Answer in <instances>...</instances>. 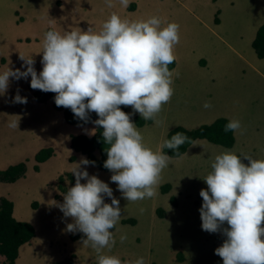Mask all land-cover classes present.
<instances>
[{
  "label": "clouds",
  "instance_id": "9594fccd",
  "mask_svg": "<svg viewBox=\"0 0 264 264\" xmlns=\"http://www.w3.org/2000/svg\"><path fill=\"white\" fill-rule=\"evenodd\" d=\"M130 2L119 0L124 8ZM105 4L115 7L113 0H105ZM179 42L180 25L155 15L129 19L114 11L98 31L92 26L63 33L51 28L42 40V70L37 73L32 56L20 55L23 70L8 66L0 72V95L7 92L10 78L18 81L30 76L32 89L55 93L56 106L71 109L79 120L86 123L89 113L95 112L98 119L92 123L102 128L103 141L109 145L104 167L113 173L111 181L129 202L153 198L161 173L171 162L162 149L178 150L191 143L190 138L176 132L153 150L121 106L161 123L157 116L174 94V70L169 65L176 59ZM12 102L26 104L27 99L17 94ZM203 107L208 109L211 104L205 102ZM8 126L17 128L18 121ZM240 129L236 119L224 127L226 133ZM241 157L231 150L215 156L212 171L203 178L207 188L199 193L201 227L226 237L214 250L223 264H264V159L245 154L246 164ZM89 164L95 162L84 157L76 163L72 170L75 184L58 204L64 217L74 221L66 225L67 231L84 234L83 243L95 249L98 264H145L143 257L122 262L118 256L102 252L115 245L110 230L120 220V202L108 183L81 168ZM105 196L111 198L110 204ZM225 223L227 227H223ZM126 239V235L120 236L121 243Z\"/></svg>",
  "mask_w": 264,
  "mask_h": 264
},
{
  "label": "crops",
  "instance_id": "0c3cea01",
  "mask_svg": "<svg viewBox=\"0 0 264 264\" xmlns=\"http://www.w3.org/2000/svg\"><path fill=\"white\" fill-rule=\"evenodd\" d=\"M113 3L115 7L108 8L105 0H46L42 7L38 9L40 16L31 20L29 27H26V29L23 28L24 20L22 16L18 14L20 7L18 5L8 6V13L10 12L8 27L11 26L12 29L8 28L7 30L11 33L14 28H22L24 31L8 36L4 44L0 46V72L6 70L8 66L12 69H22L23 61L20 55H23L33 57L35 61L34 67L39 73L43 67L41 64L42 53H40L42 40L45 32L52 27L57 28L56 30L61 33L73 29L87 30L89 26L94 27L98 31L102 23L114 11L119 13L122 18L129 19H146L155 15L164 21H174L180 25V42L175 46L176 59L174 66L170 69L174 70L172 85L174 94L170 102L163 105L162 111L157 116L161 123L157 125L153 120L147 121L145 119H143L141 125L135 123L144 137V142L153 150H156L157 147L163 144L167 133L172 128L183 126L187 130L196 129L199 125L196 126L194 120L200 114L194 112V110L191 111V104L188 102L201 103L200 107L202 110L203 102H214V105L205 109L206 115H208L204 122L206 124L200 125H208L217 116H222L227 120H239L249 134L245 119L237 112V105L241 103V100L237 97V92L235 90L232 91L231 100L228 99V91L224 84V75H226L227 68H224L223 71H213L211 67L207 66L210 55L224 58L226 52L236 54L237 42L235 39L232 40L229 36L225 37L223 34L209 31L211 26H219V21L216 20L214 22V19L217 18L216 15L220 14L223 9L224 1L131 0L127 8L122 7L119 0H113ZM213 12L214 16L212 18ZM210 22H212L211 25ZM237 56L239 57V54ZM256 61L254 59V63ZM191 64L199 72H196L194 80L190 84L188 81L184 83L182 90L183 94L187 95V102L180 101V103L184 107V114L191 116L192 123L178 118L176 110H172L171 113L168 111L169 103L179 102L182 74ZM226 66L229 67V64H226ZM261 66L262 64L257 68L251 66L250 70L253 72L254 78L260 77L264 81V69H260ZM177 72L179 73L178 76L175 75ZM221 74L222 77L215 80V77ZM30 78L29 76L26 80L20 79L18 81L10 78L7 92L0 95V169L19 162H23L25 166L24 174L18 179L13 182H0V197H4L11 203V216L16 221L27 222L34 230L33 236L27 242L18 246L16 257L12 264H51L53 261L64 259L66 253L70 250L74 253V259L75 256H83L80 254V250L83 251L89 247V245L81 242L86 239L83 233L76 240L69 239V235L73 233L67 231L66 225L74 222L71 217H67L64 225L59 226L64 214L58 204L63 203V196L56 192L55 184L58 174L63 172L70 173L75 179L72 170L82 157L86 158L84 154L70 147V136L83 135L90 137L93 135L92 132L95 131V126L92 122L82 124L67 123L64 120L62 110L53 108V98H47L44 101L33 100L32 91L27 87V82ZM236 78H239V76L237 75ZM17 94L25 97L27 103H13L12 98ZM217 99H222L221 102L224 103L228 100L235 101V104L224 106L223 109H220L215 105ZM226 108L234 113L229 110L224 111ZM125 112L131 114L130 118L133 122L135 117H141L138 112H133L130 106L126 107ZM93 114L95 112L89 113V115ZM13 120L18 121L17 128L8 126ZM180 120H184L183 123ZM233 137L234 142L231 147L235 148L236 154L239 155L237 152L247 147L246 141L249 136L238 130L233 132ZM204 140V138H196L186 148L184 153L177 157H171L169 166L163 169L161 173L158 194L155 197L135 202H129L122 196L117 184L110 179V170H99L90 164L81 165V168H86L89 175H97L102 181L108 183L113 190V196L120 202V220L110 230L114 238L117 235H124L123 231L127 227L136 225V223L134 225L122 223L121 220L131 216L137 218L136 214L143 212L141 210L144 209V205H148V210L151 212L149 220L156 215L165 227H168L169 222L165 219H169L177 213L183 215V211L177 209L178 197H184L183 200L189 206L196 208L197 202L201 200L198 197L200 188L199 185L190 186L194 184L193 178L199 175L201 171L200 167L203 161L200 156L191 158L195 166L188 172V177L185 176L179 185L172 176L174 171L177 170L178 162L186 158L185 154L188 155L194 151H205L207 147H209L208 150L213 155L210 162L205 165V169L208 173L212 171L211 164L214 161L217 150H215L213 143ZM215 145L217 146L218 144ZM219 146L221 145L217 147L220 148ZM44 148L51 149V155L44 161L36 162L33 159L34 154L39 149ZM93 155L95 157L98 156L97 149L93 150ZM69 157H72V159H69ZM34 165H36V169L33 168ZM81 182L85 183L86 181L82 180ZM166 185L168 189L163 191L162 188ZM187 189L191 190L192 194L186 193L185 190ZM56 193L59 195L58 198L54 196ZM104 200L106 203H111V198L107 196L104 197ZM139 208L142 209L138 211ZM189 210H191V207ZM168 215L171 216L168 217ZM50 217L55 219V223L51 222ZM150 230L151 227L148 224L145 232L141 236L135 235L134 239L138 237L148 238ZM79 242L81 244L77 245ZM112 250L113 247L108 253L116 255L117 251L113 254ZM88 252L87 254L92 253V251ZM183 257L182 254L181 258L177 257V259L186 261ZM3 263L4 257L0 255V264ZM73 264H75L74 261Z\"/></svg>",
  "mask_w": 264,
  "mask_h": 264
},
{
  "label": "rangeland",
  "instance_id": "374dc122",
  "mask_svg": "<svg viewBox=\"0 0 264 264\" xmlns=\"http://www.w3.org/2000/svg\"><path fill=\"white\" fill-rule=\"evenodd\" d=\"M221 1H224L223 9L221 10L220 14L216 15L217 20L219 21V26H211L209 31L211 33L223 34L225 37L229 36L232 40L235 39L237 42L236 54L232 52H226L224 58L210 55L207 66L211 67L213 71H223L224 68H227L226 75H224V84L228 91V99H230L232 91L235 90V92H237L238 99L241 100V103H238L237 105V112L240 113L245 119L248 125L249 134L241 122L240 131L246 133V135L249 136V139L246 141L247 147H245L243 150H239L237 153L242 156V161L247 164L248 161L243 157L245 154L250 155L253 158L264 159V81L260 77L254 78L253 72L250 70L251 66L257 68L261 64L262 66L260 69H264V58L258 59L250 46V41L253 37L256 27L264 21V0ZM45 2L46 0H0V46L4 44L8 36L24 31L22 28H14L13 32L11 33L7 30L8 28L12 29L11 26L8 27V22L10 20V12L8 13L7 10L8 6L18 5L20 7L18 9V14L22 16L24 20L23 28L26 29V27H29L31 20H34L35 17L40 16L38 9H40ZM206 16L209 17L208 15ZM213 16L214 12L212 13V18ZM211 24L212 22H210V25ZM54 29L56 30L57 28ZM242 31L243 33H241ZM238 54L239 57L237 56ZM254 59L257 60L255 63ZM226 64H229V67H227ZM196 72L199 71L196 67H193L192 64L188 66L185 72H183L180 84L179 102L169 103L168 108L169 113H171L172 110H176L178 112V118L185 119L190 123H192V118L191 116H186L184 114V107L180 101H186L187 95L183 94L182 87H184V83L186 81H188L190 84L194 80ZM237 75L239 78H236ZM221 77L222 74L217 75L215 80H218ZM230 100L224 103L221 102L222 99H217L215 105L218 108L223 109L224 106L235 104V101ZM188 103L191 104V111L194 110V112L200 114L194 120L196 126L203 124L208 117V115H206L207 113L205 108L203 107L205 102L202 104L203 110L200 107L201 103ZM209 103L214 105V102L212 101H209ZM227 110L229 109L226 108L224 111ZM229 111L234 113L231 110ZM180 121L183 123L184 120ZM213 145L215 150H217V153H222L225 150H231L236 153L235 148H224L222 146H219L220 148H218V145ZM208 149L209 147H207L205 151H194L188 155L185 154L186 158L178 162L177 170L174 171L172 176L178 185L184 180V177L187 176L188 172L192 170V167L195 166V163L191 161V158L200 156L203 161L200 167L201 171L199 175H196L193 178L194 184H192L190 187L199 185L200 190L202 188H207V185L203 180V178L208 174V171L205 169V165L210 162V159L213 155V153H211ZM65 174L70 173L63 172L58 174V176H62L63 178L62 183H60L63 187L67 186L69 179L68 176L65 177ZM55 189L56 192L60 193L57 189V185H55ZM200 190H198V197H200L201 200L197 202L196 208L189 206L183 200L184 197L177 198V209L182 210L183 215L177 213L170 217V220L165 219L169 221L168 227L162 225L161 221L158 220L156 215H154V217L149 220L151 212L148 210V205H144L143 212L136 214L138 221L136 217H128L133 218L134 223L127 224L134 225L136 223V225L129 226L123 231V234L127 235V239L123 243L120 241L121 235H117L114 238L116 242L113 246L112 253L114 254L115 251H117L116 256H118L122 262H131L138 259L139 257H143L145 264H223L222 258L216 255L214 250L222 245L226 237L220 232L209 233L202 230V221L199 212V209L202 206V197L199 194ZM185 192L192 194V191L188 189L185 190ZM55 195L58 194L56 193ZM190 207L191 210H189ZM141 209L142 208H139L138 211ZM169 216L171 215H168V217ZM50 220L52 223H55V219L52 217H50ZM66 221L67 217L62 216L61 225L59 226H63ZM148 224L151 227L148 238L145 239L138 237L134 239L135 235L141 236L142 233L145 232ZM225 225L227 226L226 223ZM78 233L80 234L78 238H80L81 232ZM81 242L77 243V245L81 244ZM88 251H92V253L87 254L89 253ZM176 251H180L186 261L178 260L175 254ZM102 252L104 254H109L108 252L110 251L105 248L102 250ZM73 254V251L70 250L66 253L64 258L71 255L72 261H74L75 264H98L97 252L95 249L90 247V245L87 249L83 251L80 250V254L83 256H75L74 259ZM54 262L56 261H53L51 264ZM3 264H5V262Z\"/></svg>",
  "mask_w": 264,
  "mask_h": 264
},
{
  "label": "trees",
  "instance_id": "16d2710c",
  "mask_svg": "<svg viewBox=\"0 0 264 264\" xmlns=\"http://www.w3.org/2000/svg\"><path fill=\"white\" fill-rule=\"evenodd\" d=\"M132 7V6H130ZM217 18L214 19V22ZM250 46L255 54V56L259 59L264 58V21L259 24L255 30L254 36L250 42ZM174 66V62L169 65V69ZM30 80L27 82V87L32 91V98L35 101H44L47 98L55 97V93L53 92H43L41 90H34L30 87ZM52 106L54 109L62 110L64 120L70 124H82L85 123L84 121L79 120L76 118L69 108L65 107H58L53 100ZM122 110L125 111L126 107L121 106ZM98 119L97 114L90 115V120L88 122H92ZM149 121V120H147ZM87 122V123H88ZM229 122V120L225 118H216L212 123L208 125H199L196 129L187 130L181 126H176L172 128L166 135L164 139H171L172 135L176 132L185 133L189 138L191 143L196 138H204L208 142L213 144H218L226 148H230L234 142L233 131L225 132L224 127ZM134 123L137 125H141L143 123V118L137 116L134 118ZM95 134L90 137H85L83 135H72L70 136V147L75 150L79 151L85 155V157L89 161H94L95 164H90L95 166L99 170L108 171L104 167V161L107 159V148L109 145L105 144L102 138V128L97 127L95 124ZM163 141V142H164ZM186 142L185 144L181 145L178 150H171L167 148H163L162 151L169 155L170 157H177L180 156L186 148L191 144ZM97 149L98 156L95 157L93 155V150ZM52 151L49 148L39 149L33 156V159L36 162H41L47 159L51 155ZM72 159V157H69ZM36 169V165L33 166ZM25 166L23 162H19L13 165H9L4 169L0 170V182H13L14 180L18 179L24 174ZM110 174L113 173L110 171ZM68 176V183L66 187L74 186L75 180L70 174H65V177ZM62 176H57V189L59 192L64 195L68 188L63 187L60 183H62ZM168 186L162 188L163 191H167ZM56 198L59 195H55ZM162 215V212L160 210ZM122 223H134L133 218H125L121 220ZM226 227V226H223ZM112 230V229H111ZM34 234L33 227L23 221H16L11 216V203L5 199L4 197H0V255L4 257L5 264H12L15 257L17 248L20 244L27 242ZM80 236L78 232L69 236L71 240H75ZM178 258H181L182 253H176ZM53 264H73L72 256L66 257L60 261H56Z\"/></svg>",
  "mask_w": 264,
  "mask_h": 264
}]
</instances>
